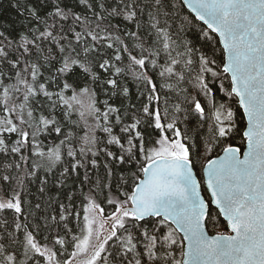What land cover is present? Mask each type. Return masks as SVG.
I'll list each match as a JSON object with an SVG mask.
<instances>
[{
	"label": "snow or ice",
	"instance_id": "1",
	"mask_svg": "<svg viewBox=\"0 0 264 264\" xmlns=\"http://www.w3.org/2000/svg\"><path fill=\"white\" fill-rule=\"evenodd\" d=\"M9 2L0 264H264V0Z\"/></svg>",
	"mask_w": 264,
	"mask_h": 264
},
{
	"label": "trees",
	"instance_id": "2",
	"mask_svg": "<svg viewBox=\"0 0 264 264\" xmlns=\"http://www.w3.org/2000/svg\"><path fill=\"white\" fill-rule=\"evenodd\" d=\"M15 16H16V12H15L14 9H12V8L10 7V2H9V0H0V19L8 20V19H11L12 17H15ZM100 99L103 100L104 97L101 95V96H100ZM73 118H75V117H73ZM101 135H102V134H101ZM100 174L103 175V170H102V169H101V171H100ZM71 186H72L73 189L76 190L77 194L79 195V194H80L79 184L77 183V184H73V185H71ZM32 190L35 191V187H34V186H33ZM49 190H50L51 192H53V193H54V191H55V190L51 187V185H50ZM66 190H67V189H65V191H66ZM85 191H86V189H85ZM80 209H81L80 201L77 200V201H76V210L79 211ZM106 210H107V211H110L111 209L108 208V207L106 206ZM69 219L72 220L73 218H72V217H69ZM221 222L223 223V219H222V218H221ZM73 223H75L74 220H73ZM219 230H220V231H226L225 228H220ZM213 234H214V233H213Z\"/></svg>",
	"mask_w": 264,
	"mask_h": 264
},
{
	"label": "water",
	"instance_id": "3",
	"mask_svg": "<svg viewBox=\"0 0 264 264\" xmlns=\"http://www.w3.org/2000/svg\"><path fill=\"white\" fill-rule=\"evenodd\" d=\"M223 219V218H222Z\"/></svg>",
	"mask_w": 264,
	"mask_h": 264
}]
</instances>
